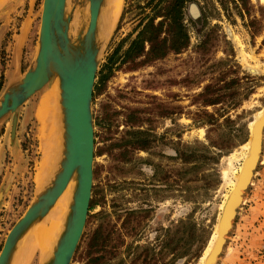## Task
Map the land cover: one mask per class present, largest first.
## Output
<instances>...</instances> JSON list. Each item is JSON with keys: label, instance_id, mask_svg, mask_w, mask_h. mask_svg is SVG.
I'll return each mask as SVG.
<instances>
[{"label": "rangeland", "instance_id": "obj_1", "mask_svg": "<svg viewBox=\"0 0 264 264\" xmlns=\"http://www.w3.org/2000/svg\"><path fill=\"white\" fill-rule=\"evenodd\" d=\"M43 1L0 0V29L4 34L0 42V99L12 84L5 77L2 80L6 66L16 63L14 81H18L35 61ZM147 1L122 0L123 9L116 19L117 24L101 46L95 86L102 76L109 77L101 84L100 94L94 87L92 102L95 133L92 195L98 190L100 203L89 212L88 219L89 215L99 214V217L92 223L87 220L71 264H91L93 253L90 254L88 243L98 226L102 227L104 235L110 229L112 232L110 240L100 250L98 264H203L231 189L229 182L236 181V172L243 163L242 148L249 142L252 124L264 112V21L262 30L252 36L246 27L249 18L243 21L234 11L233 17L228 19L216 0H198L214 15L207 24L197 10L195 15L189 9L188 18L196 20L193 25L189 24L191 45L188 50L156 60L137 71H128L126 67L110 71V56L145 16L140 6H145ZM252 3L264 7V0H252ZM214 8L219 9L220 16ZM67 14L71 15V24L78 14L85 15V24L88 23V1L68 0ZM255 15L260 18L257 10ZM206 37L208 44L202 49L201 43ZM224 72H227L224 77L227 82L232 78L241 80L242 105L221 111L225 116L218 118L214 126L194 124L195 114L201 109L197 95ZM53 85H58L56 78L16 114L0 121V253L11 229L38 194L36 173L43 162V150L37 114L54 91ZM253 85L254 93L245 100L248 88ZM160 108L169 110L168 118L159 116ZM220 108L222 106L206 109L215 113ZM134 109H140L144 118L150 120L140 129H154L162 139L151 153L137 152L136 162L127 165L114 159L108 147L112 139L120 141L130 130L126 116ZM228 117L232 122L226 121ZM14 119L16 127L12 133ZM230 144L235 145L234 148L226 149ZM186 146L200 150L201 146H207L210 147L209 157L221 156L217 161L201 164L190 178L188 192L146 194L143 190L147 188H166L153 181V165L150 164L180 169L181 163L168 161L164 156L174 157L177 149ZM96 171H99L98 176H95ZM108 222L112 228L107 226ZM168 230L178 243L174 254L164 249ZM30 239L31 236L20 244L13 264H21L24 254L32 250ZM41 257L40 250H35L27 264H43ZM215 264H264V138L254 177L243 194V202Z\"/></svg>", "mask_w": 264, "mask_h": 264}, {"label": "water", "instance_id": "obj_2", "mask_svg": "<svg viewBox=\"0 0 264 264\" xmlns=\"http://www.w3.org/2000/svg\"><path fill=\"white\" fill-rule=\"evenodd\" d=\"M87 1L89 22L82 24L75 40L70 35L72 18L67 14L68 0L43 1L39 48L35 61L20 80L11 82L0 99L1 121L16 114L27 101L56 78L61 91L60 105L64 128L63 152L57 172L49 178L46 187L38 192L35 201L11 229L0 253V264H13L19 244L30 229L47 216L75 175L76 186L65 230L43 264H71L85 230L94 182L95 133L92 102L103 44L97 41L98 20L106 0ZM13 125L12 133L15 132L16 119ZM259 130L260 125L258 132ZM262 132L264 135V128ZM262 148L253 174L260 161ZM242 202L235 210L232 223ZM225 217L224 213L220 224L222 232L228 222ZM221 252L222 250L219 255Z\"/></svg>", "mask_w": 264, "mask_h": 264}, {"label": "trees", "instance_id": "obj_3", "mask_svg": "<svg viewBox=\"0 0 264 264\" xmlns=\"http://www.w3.org/2000/svg\"><path fill=\"white\" fill-rule=\"evenodd\" d=\"M225 16L230 19L234 15V11L243 19L248 17L246 27L251 31L252 36H255L263 28L264 7L254 5L252 0H216ZM195 6H194V5ZM197 6V8H196ZM145 16L140 20L134 32L129 37L123 39L112 55L109 58L108 69H122L126 67L128 71H137L141 68L152 65L156 60L166 58L174 54L179 55L188 50L191 45V31L189 24L193 25L195 18H188V11L191 14H200L201 19L205 24L214 15L210 14L209 9L198 2V0H148L145 6L141 7ZM214 8V12L220 16V11ZM260 13V18L255 15V12ZM124 15L122 16V18ZM200 19V20H201ZM135 36V37H133ZM129 42V43H128ZM128 47L124 50L126 44ZM200 48H204L208 44V37L202 41ZM250 69V68H249ZM252 72L256 70L250 69ZM227 72H224L216 81L208 83L196 97L200 100L199 106L201 109L195 114L194 124L198 126H214L218 122L226 109H237L242 105L243 94L239 89L240 79L232 78L228 82L224 79ZM109 76H102L101 82L95 86V92L101 93L100 86L108 79ZM4 75L2 74V80ZM255 90V85L248 88L244 99H248ZM222 106L215 113H210L206 108ZM219 113V117H217ZM170 112L167 109L160 108L159 116L168 118ZM225 116V115H224ZM222 116V117H224ZM150 121L144 118L140 109H134L126 116V124L130 130L126 131L122 140L112 139L108 147L112 157L120 162L131 165L134 164L135 154L137 152H148L154 149L157 141L161 140L154 129L141 130L145 122ZM227 122H232L231 118H226ZM235 145H228L226 149L232 150ZM202 149H193L189 146L176 150V156H164L168 161L181 163L180 169H165L161 165H153V181L165 185V189L153 188V190L144 189L146 194L154 192L171 194L174 191L185 193L189 191V185L201 164L206 161H217L221 156L217 154L215 157H209L210 147L201 146ZM215 147V146H213ZM155 155L154 153H152ZM157 155V154H156ZM136 162V161H135ZM218 163V162H216ZM132 168H135L133 166ZM131 169V168H129ZM131 173V172H128ZM99 175V171L95 172V176ZM177 188V189H175ZM100 192L93 191L90 209L91 212L100 203ZM99 214L94 216L89 215L88 222L92 223L97 220ZM110 228L111 222H108ZM102 233V227L98 226L92 233L88 249L93 253L91 264H98L101 260L99 255L100 250L110 240V231ZM171 231H167V240L164 249L169 254L177 252V242L174 237H171Z\"/></svg>", "mask_w": 264, "mask_h": 264}, {"label": "bare ground", "instance_id": "obj_4", "mask_svg": "<svg viewBox=\"0 0 264 264\" xmlns=\"http://www.w3.org/2000/svg\"><path fill=\"white\" fill-rule=\"evenodd\" d=\"M121 8L123 9L122 0H106L105 6L102 9L98 20L99 31L97 41L99 44L104 43L109 31L115 28L117 24L116 19L120 14ZM84 18L85 15L83 16L78 14L77 17L75 16L70 30V35L73 40L78 37L81 25L85 22ZM53 87L54 91L50 92L48 98V100L51 101L47 100L46 103H43L40 106L39 112L37 114L41 122L39 135L41 140L40 145L43 150V162L37 169L36 173L38 192L42 191L48 184L47 181L49 178L56 174L58 162L63 152L64 128L60 105L61 91L58 85H53ZM259 125L260 132H258ZM251 127V138L249 142L242 148L243 151L241 152L243 163L236 172V181L230 180L229 182L231 189L224 205L222 204L223 207L216 227L217 229L215 230L216 232L213 236L212 242L205 254V257L203 258V264H215L217 262L218 255L222 250L224 240L226 239V232L231 227L232 218L236 212L235 210L242 202V193L251 183L252 178L254 177L253 170L256 167L262 148V140L264 138L262 132L264 128V112L259 114L258 118L254 121ZM76 178L77 176L75 175L65 192L61 195L47 216L40 223L34 225L28 232L25 239L31 236L30 249L32 250H29L30 252H26L27 250L25 251L26 253L21 260V264H27L31 257V253H33L35 250H40V254L42 256L41 262H44L54 250L60 236L65 230L66 220L69 215L70 206L72 204V195L76 186ZM224 213L226 214L225 220L228 222L224 221V223L227 222V225L224 232H222L220 224Z\"/></svg>", "mask_w": 264, "mask_h": 264}, {"label": "crops", "instance_id": "obj_5", "mask_svg": "<svg viewBox=\"0 0 264 264\" xmlns=\"http://www.w3.org/2000/svg\"><path fill=\"white\" fill-rule=\"evenodd\" d=\"M4 34H2V29H0V42H1V38H3ZM17 49V47H16ZM17 68L18 66L16 65V63L14 65H7L6 69L3 73L4 77L7 79V82L11 83L14 81L15 78V74L17 72Z\"/></svg>", "mask_w": 264, "mask_h": 264}]
</instances>
